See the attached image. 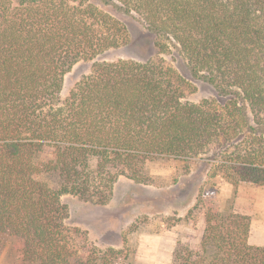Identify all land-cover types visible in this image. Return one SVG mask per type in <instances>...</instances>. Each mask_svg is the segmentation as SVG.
Returning a JSON list of instances; mask_svg holds the SVG:
<instances>
[{"label":"trees","instance_id":"16d2710c","mask_svg":"<svg viewBox=\"0 0 264 264\" xmlns=\"http://www.w3.org/2000/svg\"><path fill=\"white\" fill-rule=\"evenodd\" d=\"M119 12L158 59L99 61L128 41ZM195 80L216 97L188 101ZM178 160L203 162L235 194L264 187V0H0V236L18 259L118 264L122 250L69 226L62 197L105 203L120 177L147 183L148 164ZM201 202V240L179 241L173 264H264L250 216Z\"/></svg>","mask_w":264,"mask_h":264},{"label":"rangeland","instance_id":"374dc122","mask_svg":"<svg viewBox=\"0 0 264 264\" xmlns=\"http://www.w3.org/2000/svg\"><path fill=\"white\" fill-rule=\"evenodd\" d=\"M114 15L126 25L128 41L98 60L158 59L150 32L132 16L120 12ZM164 58L179 73L184 71L170 57ZM98 60L78 63L65 78L64 94L89 75ZM215 97L213 87L199 80L193 81L187 94V100L194 103ZM146 173L147 183L120 177L105 203L75 195L62 197L69 211V226L99 249L122 250L118 264H173L179 241L197 246L205 229L201 201L220 210L233 204L253 222L264 221V187L243 184L235 194L232 185L212 179L203 162L160 161L148 164ZM0 240L6 243L0 251V264H37L18 259L9 240L4 236Z\"/></svg>","mask_w":264,"mask_h":264},{"label":"crops","instance_id":"0c3cea01","mask_svg":"<svg viewBox=\"0 0 264 264\" xmlns=\"http://www.w3.org/2000/svg\"><path fill=\"white\" fill-rule=\"evenodd\" d=\"M249 242L253 246L264 247V221H252Z\"/></svg>","mask_w":264,"mask_h":264}]
</instances>
